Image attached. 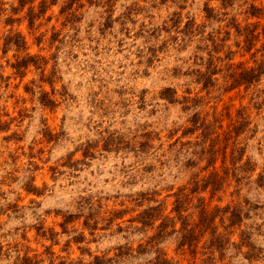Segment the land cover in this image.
<instances>
[{
    "label": "rangeland",
    "instance_id": "obj_1",
    "mask_svg": "<svg viewBox=\"0 0 264 264\" xmlns=\"http://www.w3.org/2000/svg\"><path fill=\"white\" fill-rule=\"evenodd\" d=\"M21 1L0 0V264H264V0ZM201 204L215 233L180 247Z\"/></svg>",
    "mask_w": 264,
    "mask_h": 264
},
{
    "label": "trees",
    "instance_id": "obj_2",
    "mask_svg": "<svg viewBox=\"0 0 264 264\" xmlns=\"http://www.w3.org/2000/svg\"><path fill=\"white\" fill-rule=\"evenodd\" d=\"M28 1L33 2L34 0H28ZM21 2H23V0ZM29 17H30L29 18L30 25H32V22H33L32 9H30ZM260 76H261L260 68H257V69L253 68L250 70H245V71L240 72V74L234 78L233 80L234 82L232 85L233 87L240 86V85L250 86L254 81H258L260 79ZM221 182H222L221 177L218 174L213 173L204 181L202 185V190H205L208 186H211V190L213 194L219 189ZM199 207H200L199 221L195 224V226L190 227L189 229L184 227L181 230V242L179 244L180 247L185 246V245H187L188 247H191L193 244L196 246L199 238H197L198 235L193 237V233H195V231L199 228L202 231L203 230L207 231L209 229L210 230L212 229V235H214L215 233L216 227H214V220L217 214L216 213L217 209L216 210L212 209L209 211L207 207L203 204H201V206ZM176 211L178 214L180 213L179 209ZM160 227H162V225H160ZM215 239L218 240L220 239V237L215 238ZM217 248L223 249V246H218ZM156 264H170V262L167 261V259L163 258V256H161L160 254H158Z\"/></svg>",
    "mask_w": 264,
    "mask_h": 264
}]
</instances>
